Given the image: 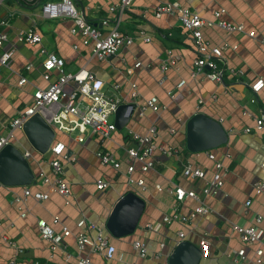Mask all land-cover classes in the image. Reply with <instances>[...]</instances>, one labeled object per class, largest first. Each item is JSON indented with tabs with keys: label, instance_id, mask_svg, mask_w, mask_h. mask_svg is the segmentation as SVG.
Returning <instances> with one entry per match:
<instances>
[{
	"label": "crops",
	"instance_id": "1",
	"mask_svg": "<svg viewBox=\"0 0 264 264\" xmlns=\"http://www.w3.org/2000/svg\"><path fill=\"white\" fill-rule=\"evenodd\" d=\"M175 1L136 0L119 25V31L132 37L135 43L119 55L104 61L93 57L91 40L84 39L80 34H72L73 20L46 19L41 13V5L27 9L15 0H4L0 4V21L13 14V17L8 18L6 27L0 26V31L9 35V42L0 50V55L4 50H15L9 65L0 69V133L8 131V125L19 111L30 105L34 92L47 85L43 78L44 56L39 53L40 46L17 41L19 32L32 25H37L43 35L42 44L64 59L65 72L76 73L87 69L96 77L92 86L97 91L106 94L112 91L125 104L136 105L127 127L116 130L109 140L102 141L96 136H89L80 143L76 137L58 134L56 142H63L68 156L75 159L71 163L63 162L65 179L71 188L69 197L51 193L46 201L29 198L20 206L15 198L22 197L26 187H5L0 184V264H10L12 261L15 264H78L86 257L92 264H102L101 255L87 250L82 253L78 251L75 236L82 230L77 223L85 219L90 225L106 228L118 200L131 191L145 200L146 208L133 235L111 238L117 249L113 264H169L179 232L185 233L184 241H190L198 247L203 239L207 240L208 248L201 264H256L254 251L257 247L244 244L233 230V225H255L264 229V194L255 191V184L264 182V126L258 129L255 122L260 111H264V88L257 94L252 90L253 84L264 81V47L247 33L205 27L203 34L210 46L223 48V62L227 69L225 74L228 80H235V83H213L204 75L194 80L191 74L197 53L193 37L183 29L177 15H164L161 19L153 15L159 5ZM119 2L83 0L81 8L90 23L101 29L102 22L109 17V7ZM179 3L190 6L210 21H214L216 11L224 9L223 19L226 21L242 24L247 31L264 35V0H191ZM47 24L50 28H46ZM51 25L54 26L52 31ZM175 30H181L185 38L183 46L165 41L159 32L171 33ZM141 32L151 41H144L145 36ZM168 51L180 60L175 68L163 74L160 66ZM137 61H141L143 67L129 75L127 70L133 69ZM30 64L33 66L28 71ZM23 77L28 79V83L19 86ZM160 79H163V85L159 83ZM182 80H186L187 84L177 89V84ZM117 84L121 88L115 91L113 86ZM133 85H136L138 92L136 99L132 96ZM66 89L72 87L68 85ZM169 92L174 94V98L168 95ZM152 97L158 98L159 110L147 108L141 112V108ZM253 99H256L255 103L251 102ZM244 108L251 115H244ZM197 113H204L219 121L229 133L227 145L210 151L219 158L230 155L225 160V186L218 194L205 197L210 213L190 222L177 221L167 225L163 223L164 217L170 216L177 206L170 189L181 186L201 194L205 187L204 180H189L182 175L184 165L191 163L194 167L204 169L208 178L214 172V163L208 159L207 152L190 153L185 146L187 122ZM152 126L158 130L157 144L166 145L177 152L172 156L155 153L156 168L146 174L140 171L137 164L133 177L144 179L145 185L143 188L128 186L127 168L134 161L126 153L125 146L136 147L131 139L132 133L146 134ZM247 128L251 130L249 133L244 132ZM171 130L175 132L171 133ZM15 145L22 151H30L23 130L16 132ZM100 150L113 153L120 161L121 169L102 165L96 156ZM35 153H31L33 158L30 160L35 173H51V161L55 156L51 152L45 156ZM99 180L107 182L109 187L100 190L97 185ZM157 186H161V191ZM34 189L48 192L45 186ZM247 201H251L249 207L246 206ZM197 206L198 203L191 199L179 205L182 215L186 216ZM24 210L27 215L22 218L21 211ZM258 217L263 220L260 225L255 223ZM55 218L68 226L75 235L67 239L65 249L57 251H53L49 243L41 238L37 226L40 219L53 224ZM60 226L56 225L55 229L59 230ZM87 231L91 236L96 235V229ZM4 237L14 245H10ZM137 240L142 241L149 250L148 257H140L133 248ZM162 244L164 248H161ZM242 249L246 251V258L235 262V253ZM158 254L159 257H155Z\"/></svg>",
	"mask_w": 264,
	"mask_h": 264
},
{
	"label": "built area",
	"instance_id": "2",
	"mask_svg": "<svg viewBox=\"0 0 264 264\" xmlns=\"http://www.w3.org/2000/svg\"><path fill=\"white\" fill-rule=\"evenodd\" d=\"M4 0H0V4ZM27 3H33L37 0H23ZM39 1V0H38ZM136 0H120L118 4L109 7V17L102 22V28H97L88 20L87 14L82 10L81 5L83 0H54L47 1L41 5V13L46 19L59 20L69 18L74 22L72 34H80L84 39L91 40L93 43L92 54L93 57L99 61L107 60L112 56H117L124 49L130 48L134 43V39L119 31V25L125 13L133 6ZM179 1L191 0H176L174 3H167L159 5L154 11L153 15L156 19H161L164 15H177L183 29H185L194 39V47L197 57L194 60V69L192 71V78L196 80L199 75H204L206 79L213 83L223 84V79L226 73L224 64L223 48L211 47L206 41L203 29L205 27L213 28L219 27L227 32L247 33L248 36L261 43L264 47V35H259L255 31H247L242 24H234L223 19L226 12L224 9L218 10L214 13V21L203 18L198 12L192 10L190 6H182ZM13 17L10 14L7 18L0 21L1 27L8 25V18ZM106 28V29H105ZM141 35L145 36L144 41L147 43L151 41L146 37L144 32ZM43 35L39 31L37 25H32L27 30L21 31L18 34L17 41L28 45L40 46L39 53L44 56L43 71L44 81L47 83L46 87L38 88L33 95L32 102L24 110L19 111L16 118H14L8 125V131L0 133V152L8 145L15 144L16 132L23 130L24 124L29 121L36 114L41 115L46 122L54 129L56 133V140L51 147V154L55 158L51 161V173L47 174L44 171L36 173L35 180L31 186L24 188L23 196L16 197L15 202L21 204L29 198L36 201L43 202L49 199L51 193H58L64 197L71 195V188L69 182L65 179V168L63 162L71 163L75 159L69 157L66 153V145L63 142H56L58 134H65L69 137H76L77 141L83 143L89 136H96L102 141L111 139L112 134L117 130L114 124L115 112L118 107L124 104L123 99L118 95L114 96L111 91L103 93L93 88L92 84L96 77L87 69H81L76 73L65 72V61L55 52L47 49L43 43ZM9 42V35L5 31H0V50ZM14 48L4 50L0 55V69L7 67L14 55ZM180 58L168 51L166 57L161 63L162 73H167L169 70L175 68ZM32 64L27 67V70L32 69ZM143 67L141 61H137L133 69H128L127 73L132 75L134 70ZM163 79L159 83L163 85ZM28 83V79L23 77L19 81V86ZM187 84L186 80L180 81L176 88L181 89ZM72 89H66L67 86ZM121 85L113 86L115 91L120 90ZM133 98L138 97L136 85H133ZM264 88V81L259 80L252 85V90L257 94ZM168 95L174 98V94L169 92ZM216 99V96H213ZM256 102V99L251 101ZM202 104L203 101H200ZM147 108L158 111L159 100L157 97L149 99L145 106L141 108V112ZM244 115H251L249 110L244 108ZM258 129L264 126V111H260V116L255 119ZM251 130L247 128L244 132L249 133ZM171 130V133H174ZM158 130L155 126L148 129L146 134H133L132 141L135 142L136 147L125 146L126 153L134 162L127 168V182L128 186L137 185L143 188L145 185L144 179H134L133 175L136 172V165H139L142 173H148L156 168L155 153L160 152L167 156H172L177 151L166 145H158ZM27 159L31 160L32 154L29 151H24ZM96 156L104 166H112L116 170L121 169V163L115 158L113 153L109 151L100 150ZM207 157L214 163V172L210 178L208 173L200 167H194L191 163L184 165L182 175L189 180H204L205 187L201 194L186 190L181 186H175L170 191L174 194L177 206L173 208V213L163 219V223L170 225L173 222L182 221L190 222L192 219L200 215H206L211 212V209L205 204V197L209 195L218 194L225 186L223 173L227 170L225 160L230 158L227 154L222 158L217 157L210 151L207 152ZM98 188L105 190L109 184L105 181H97ZM45 186L48 192H42L34 189L35 187ZM161 191V186H157ZM255 191L257 194H264V182H257L255 184ZM187 199L194 200L198 206L188 215H182L179 205H182ZM251 201H247L246 206L249 207ZM27 211H21V217L25 218ZM263 222L262 218L258 217L255 221L257 225ZM2 218L0 217V224ZM56 225H61L59 230L55 229ZM41 238L47 241L53 251L65 249L67 239L74 235L73 231L66 225L62 224L58 218L53 220V224L40 219L37 223ZM77 226L82 231L76 234L77 249L80 253L87 250L91 253L99 254L103 257L102 264H113L116 260L117 249L111 242L112 236L108 233L106 228H97L93 224H88L85 219L80 220ZM86 229V230H85ZM96 229V235H89L87 230ZM233 230L240 236L241 241L249 246H256L254 251L255 263L264 264V229L253 226H239L233 225ZM185 233L179 232L177 244L183 242ZM4 240L8 241L6 237ZM10 245H14L8 241ZM165 245L162 244L161 248ZM133 248L138 252L139 256L146 258L149 256V250L142 243L137 240L133 243ZM199 248L203 252V257L206 254L208 243L206 239L200 242ZM235 262L239 259L246 258V251L244 249L235 253ZM161 255V254H160ZM153 256V255H152ZM155 257H159L155 255ZM10 264H15L12 261ZM39 264V263H36ZM78 264H92L88 257L82 258ZM130 264V263H123Z\"/></svg>",
	"mask_w": 264,
	"mask_h": 264
},
{
	"label": "water",
	"instance_id": "3",
	"mask_svg": "<svg viewBox=\"0 0 264 264\" xmlns=\"http://www.w3.org/2000/svg\"><path fill=\"white\" fill-rule=\"evenodd\" d=\"M136 111L135 104H122L115 112L114 124L117 130L127 127ZM23 133L29 143V152L47 155L56 140L54 129L39 114L33 116L23 126ZM229 133L223 125L204 113L193 115L186 125V149L190 153H202L227 145ZM15 144L6 146L0 152V184L5 187H28L35 180L36 173ZM146 202L133 191L123 195L113 208L106 228L113 238L133 235L140 224ZM202 250L190 241L176 245L169 257V264H201Z\"/></svg>",
	"mask_w": 264,
	"mask_h": 264
},
{
	"label": "trees",
	"instance_id": "4",
	"mask_svg": "<svg viewBox=\"0 0 264 264\" xmlns=\"http://www.w3.org/2000/svg\"><path fill=\"white\" fill-rule=\"evenodd\" d=\"M47 1H54V0H39V1L37 0L33 3H27L26 1H23V0H15V2H17L20 6L25 7L27 9H34L36 7H39L43 3H46ZM159 32L164 36L165 41L170 42V43L175 44V45L177 44L179 46L184 45V39L185 38L181 34V30H175L171 33L162 32V31H159ZM223 82L226 85H231V84L235 83V80H232V81L228 80V77L225 74Z\"/></svg>",
	"mask_w": 264,
	"mask_h": 264
},
{
	"label": "rangeland",
	"instance_id": "5",
	"mask_svg": "<svg viewBox=\"0 0 264 264\" xmlns=\"http://www.w3.org/2000/svg\"><path fill=\"white\" fill-rule=\"evenodd\" d=\"M47 26V27H46ZM45 27L46 28H50V25L49 24H47ZM53 28H54V26L53 25H51V29H50V31H52L53 30Z\"/></svg>",
	"mask_w": 264,
	"mask_h": 264
}]
</instances>
